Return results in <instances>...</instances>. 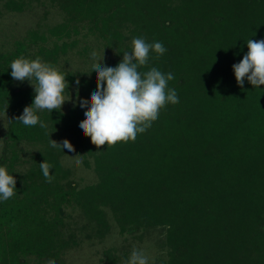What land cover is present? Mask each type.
<instances>
[{"label": "trees", "instance_id": "1", "mask_svg": "<svg viewBox=\"0 0 264 264\" xmlns=\"http://www.w3.org/2000/svg\"><path fill=\"white\" fill-rule=\"evenodd\" d=\"M36 8L35 26L0 42V166L16 180L0 200V264H57L115 230L128 248L106 249L111 264L127 263L135 240H154L151 264H264V85L240 87L232 68L248 39H264V0H0V19ZM134 37L163 43L166 52L150 49L138 70L172 73L167 88L179 102H166L134 141L97 147L79 127L87 109L78 98L96 90L91 54L115 67ZM78 45L84 68L69 69L62 62ZM20 56L67 74L72 103L37 110L46 128L15 119L35 95L11 76ZM50 139H68L75 152ZM70 155L95 181L73 177L63 164Z\"/></svg>", "mask_w": 264, "mask_h": 264}, {"label": "clouds", "instance_id": "2", "mask_svg": "<svg viewBox=\"0 0 264 264\" xmlns=\"http://www.w3.org/2000/svg\"><path fill=\"white\" fill-rule=\"evenodd\" d=\"M246 43L248 52L239 63L232 65L236 82L243 87L247 79L254 87H260L264 85V39H248ZM150 49L158 55H163L167 50L162 42L149 44L142 37H134L132 50L123 52L121 61L115 67L106 66L103 58L96 60V53L92 52L93 70L89 74H96V90L88 99L78 98L79 106L87 109L79 127L97 147L113 145L118 141H134L137 133H143L158 118L159 110L166 102H179L176 91L167 88L168 81L174 79L172 73L164 74L155 67L143 73L138 70L147 64ZM10 68L14 80L23 82L27 79L35 92L32 104L25 106L15 119L25 126L39 123L41 128H46L47 125L39 119L36 112L43 109L50 112L54 109L61 110L66 101L63 93L68 87L65 79L67 74L43 63L39 57L29 60L20 56L11 62ZM33 79L36 83L32 82ZM75 83L79 86V78ZM50 146L75 152L68 139H64L62 143L50 139ZM76 163L81 161L77 160ZM52 168L53 165L46 160L40 163V169L49 183L54 179L50 174ZM15 186V178L8 173L6 167L0 166V200L6 201L12 197ZM47 264H55V261L49 260ZM128 264H148V257L142 250L134 249Z\"/></svg>", "mask_w": 264, "mask_h": 264}, {"label": "rangeland", "instance_id": "3", "mask_svg": "<svg viewBox=\"0 0 264 264\" xmlns=\"http://www.w3.org/2000/svg\"><path fill=\"white\" fill-rule=\"evenodd\" d=\"M40 12L41 8H36L35 10H25L21 13L6 14L0 19V42L5 41L3 40L5 37L15 38L23 35L28 28L35 26L37 20L41 16ZM49 18H51V15ZM49 21L54 23L56 20L54 19V21ZM78 49L81 50L82 48L78 45V47H74L72 50H69L67 53L69 59L62 62L69 69L74 70L84 68V64L81 63V61L84 60V57L80 56L79 52H77ZM67 56H62L61 59H66ZM64 98L66 101L62 105V108L66 109L70 106L72 101L68 97L64 96ZM6 122L7 115L0 113V150L2 148V136L6 127ZM77 160H80L78 156L70 155L63 158V164L72 170L73 177L81 184L95 181L92 171L83 167L81 163L77 164ZM127 243L128 241L126 242L125 238L119 236L115 230L113 231V235L108 237L104 242L95 240V242L91 244L85 241L80 246L73 248L67 253L64 260L57 264H111L109 262V256L106 255L105 250L114 247L121 249V246L123 245L128 248ZM132 248L142 250L148 257V264L153 262L156 251L154 240L144 241V243L135 240V244ZM117 254L120 257L122 256L120 252ZM125 264H128V262Z\"/></svg>", "mask_w": 264, "mask_h": 264}]
</instances>
